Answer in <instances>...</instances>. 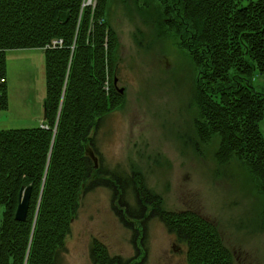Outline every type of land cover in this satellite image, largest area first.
Returning <instances> with one entry per match:
<instances>
[{
  "label": "trees",
  "instance_id": "16d2710c",
  "mask_svg": "<svg viewBox=\"0 0 264 264\" xmlns=\"http://www.w3.org/2000/svg\"><path fill=\"white\" fill-rule=\"evenodd\" d=\"M82 1L0 0V109L9 108L8 49L64 40L45 49L47 126L0 130V264L56 263L94 179L92 132L127 101L114 84L119 36L107 19L108 0L95 7ZM174 1L165 12H176L169 23L184 33L181 43L195 64L198 138L218 139L217 161L242 160L264 196V89L252 83L264 75V0ZM136 184L144 207L153 206L150 216L185 242L189 264H234L217 225L191 210H166L141 175ZM27 187V219L20 221L16 210ZM93 242L94 264L117 263L104 243Z\"/></svg>",
  "mask_w": 264,
  "mask_h": 264
},
{
  "label": "rangeland",
  "instance_id": "374dc122",
  "mask_svg": "<svg viewBox=\"0 0 264 264\" xmlns=\"http://www.w3.org/2000/svg\"><path fill=\"white\" fill-rule=\"evenodd\" d=\"M90 1L83 0V7H95ZM174 2L108 0L107 19L119 36L117 86L127 101L92 132L87 154L94 179L80 196L55 264H94L95 239L116 264H189L185 242L161 217L150 216L152 204L141 203L139 175L166 210H191L217 225L234 264H264V196L242 160L221 163L218 139L198 138L195 64L181 43L184 33L169 23L176 12H165ZM50 45L8 49L9 108L0 109V130L33 127L44 117ZM252 83L264 89V75ZM259 126L264 136V118Z\"/></svg>",
  "mask_w": 264,
  "mask_h": 264
},
{
  "label": "water",
  "instance_id": "95a60500",
  "mask_svg": "<svg viewBox=\"0 0 264 264\" xmlns=\"http://www.w3.org/2000/svg\"><path fill=\"white\" fill-rule=\"evenodd\" d=\"M115 81H114V84H115V87L116 89L120 90L121 93H124L125 92V89L123 87H119L117 86V83H118V79L117 77L114 78ZM44 116L45 118H47V106L46 104L44 105ZM30 187H27L25 189V192L21 194L20 196V199H19V205L17 207V210H16V218L20 221H25L27 219V210H28V207H29V204H30Z\"/></svg>",
  "mask_w": 264,
  "mask_h": 264
},
{
  "label": "built area",
  "instance_id": "2783aa9c",
  "mask_svg": "<svg viewBox=\"0 0 264 264\" xmlns=\"http://www.w3.org/2000/svg\"><path fill=\"white\" fill-rule=\"evenodd\" d=\"M95 0H91L90 4H94ZM63 39H54L50 45V47H55V46H62ZM2 81H5V78H2Z\"/></svg>",
  "mask_w": 264,
  "mask_h": 264
},
{
  "label": "crops",
  "instance_id": "0c3cea01",
  "mask_svg": "<svg viewBox=\"0 0 264 264\" xmlns=\"http://www.w3.org/2000/svg\"><path fill=\"white\" fill-rule=\"evenodd\" d=\"M44 104V103H43ZM46 123L45 116L42 115L38 117L37 122H35V126H43Z\"/></svg>",
  "mask_w": 264,
  "mask_h": 264
}]
</instances>
